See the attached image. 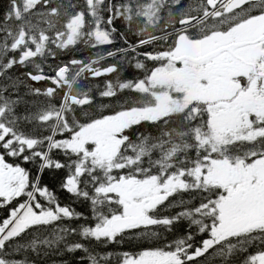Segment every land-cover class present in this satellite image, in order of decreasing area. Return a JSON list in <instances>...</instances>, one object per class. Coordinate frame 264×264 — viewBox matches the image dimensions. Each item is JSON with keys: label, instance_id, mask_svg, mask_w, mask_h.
Masks as SVG:
<instances>
[{"label": "snow or ice", "instance_id": "obj_1", "mask_svg": "<svg viewBox=\"0 0 264 264\" xmlns=\"http://www.w3.org/2000/svg\"><path fill=\"white\" fill-rule=\"evenodd\" d=\"M0 264H264V0H0Z\"/></svg>", "mask_w": 264, "mask_h": 264}, {"label": "flooded vegetation", "instance_id": "obj_2", "mask_svg": "<svg viewBox=\"0 0 264 264\" xmlns=\"http://www.w3.org/2000/svg\"><path fill=\"white\" fill-rule=\"evenodd\" d=\"M0 211H2V210H0Z\"/></svg>", "mask_w": 264, "mask_h": 264}]
</instances>
